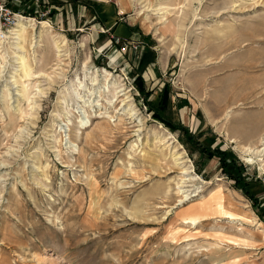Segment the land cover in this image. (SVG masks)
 I'll return each instance as SVG.
<instances>
[{
    "label": "rangeland",
    "instance_id": "obj_1",
    "mask_svg": "<svg viewBox=\"0 0 264 264\" xmlns=\"http://www.w3.org/2000/svg\"><path fill=\"white\" fill-rule=\"evenodd\" d=\"M0 1L35 21L18 83L0 22V264H264V218L194 144L264 183V0ZM167 87L190 134L149 110Z\"/></svg>",
    "mask_w": 264,
    "mask_h": 264
},
{
    "label": "trees",
    "instance_id": "obj_2",
    "mask_svg": "<svg viewBox=\"0 0 264 264\" xmlns=\"http://www.w3.org/2000/svg\"><path fill=\"white\" fill-rule=\"evenodd\" d=\"M7 9H11L15 13H21L22 10L20 8H15L11 5V3H5ZM24 13H28L23 10ZM22 14V13H21ZM34 15L35 13H29ZM31 15V16H32ZM33 17V16H32ZM139 91L145 95L146 98H149L150 92L146 90L145 85L143 83V79L141 76H138L136 79ZM180 108L186 107L189 105L187 99H183L180 101ZM170 100H169V88L167 87L164 90L160 107L158 110L149 108L150 112L153 114L154 119L161 121L172 131L177 130H186L185 127L176 125L172 121L166 120L163 115L166 110L169 108ZM188 130H186V134ZM194 144H197L198 149L200 150V156L202 158H207L209 160L216 159L219 162V168L221 172L230 180L234 181V188L240 191L247 199H249L254 207L256 214L263 219L264 218V206L258 202V194L264 191V183H262L258 178L254 175L248 173L247 168L239 161L233 151L230 149L224 150L220 146L212 148V143L210 145H204L194 140ZM192 144L193 146H196ZM186 146V143L184 142Z\"/></svg>",
    "mask_w": 264,
    "mask_h": 264
},
{
    "label": "bare ground",
    "instance_id": "obj_3",
    "mask_svg": "<svg viewBox=\"0 0 264 264\" xmlns=\"http://www.w3.org/2000/svg\"><path fill=\"white\" fill-rule=\"evenodd\" d=\"M21 18H23V17H21ZM21 18H20L19 22L17 24H15L16 27L12 31H10L11 37L7 38V39L13 40L12 44L15 45V47H16V48H14L15 52H13V54H16V55H14L13 58H16V60L19 61V63H17L18 68L15 69V73H12L13 75L11 76V78H14L15 83H18L19 79L31 78L35 75L34 72H32L33 71L31 68L32 64L29 60V57L27 56L26 52L24 51L25 50V43L27 42L28 38L30 37L29 36L30 33L35 28V21L30 20V19H24V18L21 19ZM42 25H43V27H42L43 31L41 32V34L38 37L32 38L31 47H32V50H34V52H33V55H34L33 61L34 62H36V54H35L36 50H35V48L40 45V43H39V42H41L40 39L42 37H44V35L47 33L45 30L47 29L48 24H46L44 22V23H42ZM4 37H5L4 35L0 34V43L3 42L2 39H4ZM55 44L56 45H54V46H56L59 58L62 56H65L66 55V53H65L66 52V45H67L66 41H64V40L63 41H55ZM1 57H2V59H5V57L3 55ZM108 76L109 75H107V77ZM107 88L109 89V84H108ZM120 88H121L120 86H116V85L114 86V92H115L114 96H119V98L122 96H125L127 94L124 89H122V88L120 89ZM74 91L77 93V89H74ZM26 94H27V91L24 92V96L26 99H29V97H27ZM97 105H99V104H97ZM89 123H90L89 120L82 121L83 127L87 126ZM167 137H163L164 138L163 141H165L166 143H171V138H169V137L167 138ZM171 145L173 146V143L169 144V148ZM177 152L178 151L175 149V152H173L174 157L177 155ZM259 153H264V149H262ZM182 159H183V156L180 154L176 160L178 161V160H182ZM191 173L192 172H190L188 168L187 169L184 168V171L182 174L184 175V177H189L191 175ZM192 179L193 180H188V178H185L182 182V186L179 188L181 190L180 193L184 195L183 199L181 200V204L186 203L187 201H189L192 198L191 193L188 190H184V188L188 187V186H185L186 183H188L190 181H194L196 178L192 177Z\"/></svg>",
    "mask_w": 264,
    "mask_h": 264
},
{
    "label": "built area",
    "instance_id": "obj_4",
    "mask_svg": "<svg viewBox=\"0 0 264 264\" xmlns=\"http://www.w3.org/2000/svg\"><path fill=\"white\" fill-rule=\"evenodd\" d=\"M16 17L18 16L11 12L9 9H7L5 4L1 3L0 1V22L3 21L4 24L8 26H13L16 24Z\"/></svg>",
    "mask_w": 264,
    "mask_h": 264
},
{
    "label": "crops",
    "instance_id": "obj_5",
    "mask_svg": "<svg viewBox=\"0 0 264 264\" xmlns=\"http://www.w3.org/2000/svg\"><path fill=\"white\" fill-rule=\"evenodd\" d=\"M112 22H113V19H112Z\"/></svg>",
    "mask_w": 264,
    "mask_h": 264
}]
</instances>
